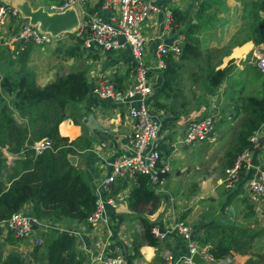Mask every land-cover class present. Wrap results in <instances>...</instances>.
Here are the masks:
<instances>
[{
  "label": "trees",
  "instance_id": "1",
  "mask_svg": "<svg viewBox=\"0 0 264 264\" xmlns=\"http://www.w3.org/2000/svg\"><path fill=\"white\" fill-rule=\"evenodd\" d=\"M211 7L213 11L219 8L217 0H201L194 15L196 22H186L180 29H177L180 12L176 8L170 11V29L178 30L183 35V41L179 44L175 60L169 53L165 56L164 69L157 77L151 97L154 109H163L176 117L186 112L188 107L181 95L186 82L198 90L197 103L204 104L206 95L212 94L229 76L230 68L234 67L232 60L218 67L221 61H216L214 57L217 49L203 50L199 46V20L202 17L205 21L212 19L204 14V9ZM260 13L264 14V0L241 3L239 19L244 26L239 30L244 33L240 39L232 38L229 48L245 41L264 45V16ZM239 30L233 37L240 33ZM66 34L73 39L62 49L64 60L81 59L82 38L74 37L70 32ZM20 44L22 48L13 59L5 56L0 46V61H5L6 69H9V72L0 74V224L25 203H30V214L35 219L83 222L94 208L95 196L83 171L78 164H70L67 156H79L89 148L90 141L84 133L68 140L60 135V126L66 123L62 121L64 119L81 126L79 103L90 86L86 68L66 67L65 72L55 73L43 84H38L35 73L25 64L28 51L35 44L31 40ZM55 49L60 50V47ZM17 61L20 62L17 69L11 68V64ZM245 72L256 83L253 91L256 94L234 98L232 112L242 117L237 120L232 140L222 155L223 169L232 166L242 150L253 148L248 138L260 131L264 117V73L255 62ZM128 73V68L120 74L114 72L113 81L118 89L123 87ZM42 138L47 139L50 145L36 153L32 144ZM2 150L15 156L11 165H6ZM238 175L241 177L243 172ZM161 176L163 174L159 173L157 180L150 182L147 175L136 174L126 197L128 209L140 221V234L134 237L138 238L131 244L132 254L126 255L128 264H134L133 259L139 257L138 247L141 244L153 247L158 244V239L150 232L151 224L146 214L156 207L158 197L153 187ZM256 236L258 232L248 228L227 227L212 222L202 228L200 244L206 245V251L215 259L231 258V262L237 264L234 262L236 256L246 255L241 264H264V253L255 252L252 246ZM16 243L12 233L0 226V264H83L85 261V255L76 246L75 236L71 233L45 232L41 234L39 243L29 241L24 255L16 250ZM7 245L10 248L5 250Z\"/></svg>",
  "mask_w": 264,
  "mask_h": 264
},
{
  "label": "crops",
  "instance_id": "2",
  "mask_svg": "<svg viewBox=\"0 0 264 264\" xmlns=\"http://www.w3.org/2000/svg\"><path fill=\"white\" fill-rule=\"evenodd\" d=\"M24 1L28 3L31 9L36 7V5L33 7L31 0ZM148 1L154 7V10L150 12L151 18L147 21L148 24L143 27V33L147 36L146 57H150L153 53L154 36H157L160 30H163L166 12L172 11V8L178 9L181 20L177 29H180L186 22H196L194 15L201 0ZM225 1L228 6L222 12L225 15L227 11L229 15L234 13V18L229 19V15H226V22L224 23L222 19L225 15H223L221 18L218 16V20L215 17V19L212 18L206 21L209 28L198 30V38H202L203 33L206 32L208 33L207 43L211 40L219 42L222 38L219 44L221 45L226 41L225 31L221 29L225 28L227 23L229 25L233 24L234 31L236 28L238 29L235 22H239L241 3L248 0ZM21 2L22 0H0V4L8 7L19 5ZM99 2L101 1L76 0L75 9L85 13H99L102 15L103 13L99 11ZM19 21L17 18L12 19L6 26V29H8L6 34L2 32L0 34L3 36L9 35L17 27ZM221 25V29H217ZM214 28L217 30L216 34L213 32ZM178 32V30L172 31L169 26L166 41L174 39ZM207 43L204 47L207 46ZM261 48H264L263 44L253 45L251 41H245L230 48L218 65V67H222L231 59L235 65V71L230 70L228 79L225 78L224 80H230L231 86L226 85L224 81L218 85L221 90L217 95L219 128L211 141L198 142L194 145H184L179 142L185 123L192 117L196 107H192L187 113H180L176 117L167 112L162 115V123L158 133V150L161 155V165H167L168 170L153 187V191L158 197L157 204L151 212L146 214L151 226L157 230L158 244L154 247L141 244L138 247L139 257L133 259L134 264H161L165 249L170 250L174 259L187 254L184 243L171 228V216H166L169 206L173 209V217L187 223L195 238H201L202 228L212 222L227 227L248 228L258 232V235L261 230L264 232V194L260 202L255 205L250 204L246 199L245 181L253 175L254 171H249L239 177L232 187L224 188L222 179L227 167L222 168L221 158L226 146H219L220 142L225 140V136L232 135L237 120L242 117L241 114L235 116L232 112L231 105L234 104V98L254 91L256 83L251 81V76L247 75L245 71L255 62L256 55ZM65 63H67L66 67H85L87 82L90 85L98 75L107 74L113 77L114 72L120 74L125 68L127 69L129 53L127 48L105 53L93 51L88 57L82 55L81 59L76 60V64L71 63V61ZM157 77L154 80L155 82ZM48 78L39 81L40 84H43ZM210 96V94L207 95L204 103L205 109L208 107L207 99ZM0 97H2L1 92ZM79 110L81 126L73 124L70 119H64L62 121L66 123L60 126L61 134L58 128L60 123L57 129L58 133L67 137L68 140L74 139L81 133L88 137L90 141L89 148L79 156L75 155V161L72 165L78 164L92 189L98 179L109 173L108 162L112 158L122 152H130L126 145V136L130 127L121 104L99 100L89 90L79 103ZM161 110L163 111V109ZM203 114H205V111L202 112L201 108V113L196 116ZM17 120L19 121V119ZM258 136L263 137L262 147L258 153L259 165H264V129L260 130ZM218 147L216 153L215 148ZM2 152L5 156L6 165H11L14 159L12 156H15L5 153L3 150ZM174 161L178 163L175 168L171 166ZM161 165L158 164V167ZM134 179V176L124 175L112 183L110 194L116 201V208L106 207L104 209L106 223L102 224L98 231L90 230L89 224L85 220L83 222L54 220L67 232L75 236L76 246L85 255L83 264H98L94 259L102 252L110 254L124 253L131 249L132 242L138 238L134 237L140 234L139 218L126 205V197L134 183ZM23 207L30 214V203H25ZM130 254H132L131 250ZM244 259L236 256L234 262L241 264Z\"/></svg>",
  "mask_w": 264,
  "mask_h": 264
},
{
  "label": "built area",
  "instance_id": "3",
  "mask_svg": "<svg viewBox=\"0 0 264 264\" xmlns=\"http://www.w3.org/2000/svg\"><path fill=\"white\" fill-rule=\"evenodd\" d=\"M45 2L38 6H41L48 14L59 13L67 8L74 10L78 22L70 33L74 37L82 38L80 49L84 57H88L93 51L105 53L119 51L123 48H127L129 53V73L121 89L116 87L113 77L107 74L98 75L89 86L90 93L99 100L121 104L130 127L126 136V145L130 152H122L112 158L108 162L109 173L98 179L92 186L95 196L94 208L85 221L89 224L90 230L98 231L99 227L106 223L104 209L106 207L116 208V201L110 194V186L117 178L124 175H131L135 178L136 174H143L149 177L150 182H154L159 173L164 174L168 170L167 165H161L158 150V133L162 123L161 117L165 111L163 112L160 108L154 109L151 105V97L154 94V80L164 69L165 56L169 53L173 60L176 59L183 35L178 32L174 39L166 41L170 21V12H166L163 30L154 36L153 53L150 57H146L147 36L143 33V27L148 24L147 21L151 18L150 12L154 10L148 0H101L99 11L103 13L102 15L77 11L75 9L76 0H45ZM16 18H23L16 8L0 4V29ZM66 33L51 35L47 31H40L36 25L29 24L25 19L20 21L9 35H2L0 43L7 47L12 46L11 49L9 48L11 55L15 53L21 42L31 40L33 44L41 46L63 38ZM255 65L264 73V51L257 53ZM219 92L220 87L217 86L210 94L211 96L207 99V109L203 107L205 114L191 117L186 121L179 141L181 144L194 145L213 139L214 122L219 116L217 106ZM262 129H264V117L260 130ZM259 132L253 133L248 138L253 148L256 146ZM49 145V141L42 138L34 141L32 148L37 153L48 148ZM251 151L252 148H245L236 156L233 165L225 169L222 185L224 188H230L239 179L240 171L243 173L254 171L253 175L245 181V191L247 201L255 205L260 202L264 194V165L258 167L250 165ZM158 164L161 166L158 167ZM166 213V216H171V228L184 243L187 254L174 259L170 250L165 249L161 264H198L190 260L193 253H197L205 261L204 264L231 262L230 258L215 259L208 254L206 245L200 244V237L195 238L192 235L189 225L173 217L171 206L168 207ZM0 226L10 231L14 238L28 237L32 243H39L41 234L45 232H67L54 220L35 219L23 206L12 212ZM150 232L158 239L155 227L151 226ZM130 250L114 254L102 252L94 260L98 264H128L126 255L130 254Z\"/></svg>",
  "mask_w": 264,
  "mask_h": 264
},
{
  "label": "rangeland",
  "instance_id": "4",
  "mask_svg": "<svg viewBox=\"0 0 264 264\" xmlns=\"http://www.w3.org/2000/svg\"><path fill=\"white\" fill-rule=\"evenodd\" d=\"M31 2L33 3V7L35 5L38 6V5L46 3L45 0H31ZM217 4L220 7L219 10L217 9V10L213 11L212 7L211 8H205L204 14L208 15L214 19L216 17V20H218V16H220V18H221L223 15H225L222 12V10L225 9L226 6H228L227 2L225 0H217ZM238 14H239V12L237 13V15ZM226 15H229L228 11H227ZM226 15L223 17L224 19H222V20H224V23L226 22ZM79 17H80V15H79ZM230 18H234V13L229 15V19ZM199 21H200V25H201L200 28L198 29L199 31L204 29V28H205V30H207L209 28V24L206 23L204 17H202L201 20H199ZM243 24H244V22H242L240 19H239V22L238 21L235 22V25H237V27H238V29L236 28L235 31H234L235 28L234 29L232 28L233 24L229 25V23H227L225 26V28L227 27L226 30H225V28L221 29L223 24L220 27L217 26L218 27L217 29H221V30L225 31L224 37H225L226 41L221 45H219V44L222 41V38H221V41H219V42H215L214 40H211L209 43H207L206 37L208 36V33L204 32L202 35V38H198V40H200L199 46L203 50L207 49V48H210V49L216 48L217 53L215 54L214 57H215L216 61H221L224 58V56L226 55V53H228V51L230 50V48H229L230 40H232V38H237V39L242 38V36H243L242 33H244V31L239 30V29L244 26ZM7 25L3 26L0 29L2 31V33L6 34V30H8V29H6ZM238 30L240 33L238 35H236L235 37H233L235 35V32ZM216 31H217L216 28H214L213 32L215 34H216ZM1 36L2 35L0 34V38H1ZM72 39H73L72 37H70L68 34H66V35H64L63 38H60L59 40H56V41H52V43H49V44H43L41 46H35V45L32 46L31 45V47L28 51V54H27L25 64H26L27 68H29L30 70H32L35 73V80L38 84H40L39 81H42L48 77L51 78L55 73H59L61 71L67 70V68H66L67 63H65V62L71 61V63L76 64V61L64 60V58H63L64 55L62 52V49H64L65 46L68 45L70 43V41H72ZM58 42L59 43L61 42V44H56ZM205 43H207V46L204 47ZM0 46H1V49L3 51H5L4 55L7 56L8 58H12V59L15 58V56H17L16 54H18L20 48H22L21 44L18 45L16 50H15V53L9 55L10 54L9 48L11 49L12 46L10 45L7 47V46L2 45L1 43H0ZM57 46L60 47V50L55 49ZM211 52L213 53V50ZM19 64H20V62H18V61H17V63L13 62L11 64V68L17 69ZM70 65H72V64H70ZM6 67L7 66H5V61H0V74L7 73V71L9 69H6ZM234 67H235V65H234ZM234 67L230 68V70L235 71ZM157 81H156V83H157ZM229 82H230V80L224 81V83L226 85L231 86L232 84H230ZM250 93L256 94V92H250ZM192 94H193V96H192ZM181 95L184 96L183 99L185 100L184 101L185 105L188 104L187 110L184 113H187V111L192 107H196V111L194 112L192 117L201 113V108H202V112L204 111L203 110L204 104L202 105V104L197 103L198 101L196 100V98L198 96V90L196 89V87H190L188 85V83L186 82L185 83V90ZM244 95H247V93H245ZM206 98H207V95H206ZM239 103H241V102H239ZM122 108H123V106H122ZM175 109L177 110L176 107H175ZM217 111H218V109H217ZM218 128H219V123H218V121H215L214 126H213L214 135L218 131ZM224 139L225 140L220 142L219 146L225 145L226 146L225 150H226L227 147L229 146V142L232 140V135H229V136L227 135L224 137ZM218 149H219V147L215 148L216 153H217ZM224 151H223V153H224ZM160 157H161V155H160ZM204 165H205V163H204ZM171 166L173 168H175L178 166V163L174 161L171 163ZM175 182H177V181H175ZM5 231H6V229H5ZM256 237L257 238H255L252 242V246H253L255 252H259L262 254V253H264V232H262V230H261L260 234ZM28 244H29V238L28 237L25 239H17L16 250L20 254L24 255L26 252ZM8 248H10V246L7 245V246H5L4 249L7 250ZM242 257L246 258L247 256L243 255ZM228 264H233V263L229 262Z\"/></svg>",
  "mask_w": 264,
  "mask_h": 264
},
{
  "label": "water",
  "instance_id": "5",
  "mask_svg": "<svg viewBox=\"0 0 264 264\" xmlns=\"http://www.w3.org/2000/svg\"><path fill=\"white\" fill-rule=\"evenodd\" d=\"M16 7L22 17L28 20L29 24L36 25L40 31H47L51 35H57L63 32H70L77 26V16L72 8H67L59 13L48 14L42 9L41 6H37L34 9L28 5L24 0L19 5H13ZM12 6V7H13ZM261 16H264L263 13H260ZM264 51V48H261L259 52ZM66 114V110H62ZM263 137L258 136L256 146L251 151V156L249 163L252 167H258L260 162L258 159V153L262 147ZM67 160L70 164H74L75 156L68 155ZM190 260L193 263L204 264L205 261L197 253L191 255Z\"/></svg>",
  "mask_w": 264,
  "mask_h": 264
},
{
  "label": "clouds",
  "instance_id": "6",
  "mask_svg": "<svg viewBox=\"0 0 264 264\" xmlns=\"http://www.w3.org/2000/svg\"><path fill=\"white\" fill-rule=\"evenodd\" d=\"M258 138V137H257ZM253 149V148H252ZM245 173H243V175H244Z\"/></svg>",
  "mask_w": 264,
  "mask_h": 264
}]
</instances>
